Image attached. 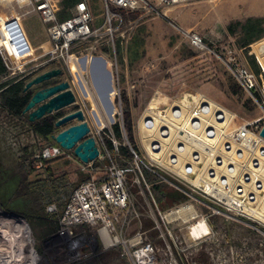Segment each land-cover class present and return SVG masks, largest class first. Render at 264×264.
<instances>
[{"label":"built area","instance_id":"obj_1","mask_svg":"<svg viewBox=\"0 0 264 264\" xmlns=\"http://www.w3.org/2000/svg\"><path fill=\"white\" fill-rule=\"evenodd\" d=\"M28 1L46 29L49 47L45 54L50 62L56 64L55 68L62 65L70 75L69 88L75 97L74 104L70 106H74L77 99L75 79L79 71L83 77L87 65L95 62L94 53L103 36L113 40L124 27L128 14L138 12L144 16H161L163 8L188 0H98L101 6L99 21L92 12V0ZM69 1L72 3L64 6ZM62 9L66 15L63 18L59 15ZM15 22L0 16V30L5 32L9 24ZM180 32L193 49L207 51L224 65L240 89L257 106L259 114L244 117L185 85H181L172 96L155 91L135 123L139 144L136 147L127 140L121 106L116 105L120 90L114 77L109 82L98 83L101 87L106 83L111 86L107 103L112 109V120L101 125L100 129L97 127V133L106 131L107 140L93 136L98 156L82 165V169L92 174L102 171V174L82 181L71 192L55 232L43 242L44 254L53 252L57 258L73 257L71 255L75 254L82 239L76 229L96 226L100 242L105 245L100 234L103 230L112 241L106 246H120V255L125 256L130 264H178V259L181 260L176 246L178 236L171 224L187 220L181 216L168 219L166 213L187 205L167 211L160 209L149 177L178 192L185 200L189 198L209 209L210 214L201 218L209 232L194 238V241H201L210 234L207 222L210 215H225L242 221L262 234L264 240V35L247 46V57L253 58L256 64L254 70L246 56L235 49L227 46L219 53L208 48L198 33L192 30ZM90 41L91 44L84 46ZM24 56H14L13 59L19 61ZM0 57L9 68L12 60L10 45L1 31ZM104 62L108 63L107 60ZM101 87L98 88V96L104 101ZM91 95L95 103L91 108L103 113L93 92ZM76 110L82 111L90 129L81 107L76 105L69 113ZM116 124L125 140L123 143L115 136L113 127ZM122 147L127 152L126 162L132 173L130 180L137 185V195L146 204L152 220L150 229L139 227L129 238L122 236L123 230L126 231L132 220L139 221L142 213L131 199L128 172L122 163L125 162ZM63 150L56 143L46 145L31 156V163L40 172L45 161L62 156ZM54 210L53 205L46 208L49 213ZM197 217L196 213L191 219ZM149 231H153L154 241L149 240ZM33 249L35 257H29L20 264H47L44 254L39 255L35 249L34 239Z\"/></svg>","mask_w":264,"mask_h":264},{"label":"rangeland","instance_id":"obj_2","mask_svg":"<svg viewBox=\"0 0 264 264\" xmlns=\"http://www.w3.org/2000/svg\"><path fill=\"white\" fill-rule=\"evenodd\" d=\"M152 1L155 2V0ZM64 10H61L60 16L65 15ZM93 11L94 14H100L99 3L93 7ZM160 12L161 16H144L138 12L128 14L124 27L113 40L108 36H103L99 40L94 53L96 59L92 63V70L95 69L98 74L94 75L92 71L89 74V65L83 73V78L88 85L91 79L103 78L104 82H109L114 77L115 83L118 84L116 87L120 90L116 105L121 106L124 128L127 124L131 125L130 131H126L127 140L136 147L139 145L135 123L154 92L161 91L172 96L181 85L203 93L235 112L240 111L244 117L259 114L257 106L240 89L224 65L207 51L193 49L180 31L192 30L198 33L208 48L219 53L223 52L224 47L229 46L240 55L246 56L249 61L246 54L247 47L241 45L240 30L234 28L231 32L227 27L236 21L243 22L248 17L262 18L261 30L264 35V0H188L170 5ZM0 16L8 21H17L31 47V52L25 54L22 60L15 61L11 58L9 68H6V75L0 77V82L9 79L15 82L22 76L31 79L44 70L55 68L56 64L50 62L49 56L45 54L49 47L46 43L48 38L45 26L28 0L24 2L13 0L7 4L0 1ZM30 36L39 44L35 46ZM91 43L92 41L84 46ZM106 60L111 66L104 62ZM58 68L62 70V74L48 82L57 80L69 82L70 75L66 68L62 65ZM42 85L43 83L37 86ZM74 90L77 96L76 105L83 109L89 122L88 135L107 140L106 131L97 133V126L91 117V109L95 106L93 99L83 98L77 88ZM74 106H68L57 112L65 115ZM57 112L45 118H52ZM24 116L27 119V115ZM117 119L116 116L115 120ZM73 123L77 121L55 128L54 135ZM119 141L123 143L125 140L121 137ZM52 143H54L53 140L47 142L35 136L24 122L0 110V179L3 180L4 187L13 188V166L22 154L23 148H26L27 153L32 156ZM63 151L62 156L51 160V165L56 172L68 173L73 182L81 183L82 180H87L85 176L82 180L78 179V172H86V169H82L84 164L73 156L71 150ZM122 158L125 160L122 162L123 166H126L128 172L132 202L142 213L139 221L132 220L126 231L123 230L122 236L129 238L139 227L142 230L150 229L152 220L148 216L146 204L137 195V185L130 180L132 173L129 172L126 155L122 154ZM38 173L35 170V174ZM89 173L90 177H97L102 174V171L94 174L89 171ZM149 181L160 209L167 211L183 204H190L198 214L197 218H189L184 223L178 221L171 224L173 232L178 236L176 246L181 258V260L178 259V264H198L199 261L202 264H264L262 234L252 230L242 221L225 215H210L207 219L210 234L201 241H194L189 234V227L195 221L210 214L209 209L189 198L181 203L165 202L162 207L158 201V192L162 187L166 189L167 187L163 183L155 182L152 177H149ZM167 190L173 192L170 189ZM0 210L26 221L35 241V249L39 255H43V242L47 236L40 239L41 227L32 226L23 216L14 212L5 211L1 207ZM76 232L82 236V239L79 240L75 254L71 255L73 257L57 258L53 252H47L43 255L47 264H130L125 256L120 255V246L107 247L100 242L96 226L77 228ZM148 238L154 241L153 231H149ZM260 243L262 246H259Z\"/></svg>","mask_w":264,"mask_h":264},{"label":"trees","instance_id":"obj_3","mask_svg":"<svg viewBox=\"0 0 264 264\" xmlns=\"http://www.w3.org/2000/svg\"><path fill=\"white\" fill-rule=\"evenodd\" d=\"M71 3L72 1L66 2L64 6H69ZM61 17H66V15ZM262 23V18L248 17L243 22L230 23L227 29L232 32L234 28H238L242 34L241 45L247 47L263 36ZM248 62L251 68L256 70L254 59L249 57ZM4 75H6V67L0 57V77ZM26 80L27 77L22 76L15 82L10 79L0 82V110L12 118L24 122L28 130L35 136L43 141L51 142L55 133L54 120L61 117L62 113L57 112L52 118H43L33 123L28 122L22 114V110L30 98L28 92H23ZM50 84L51 82L47 81L42 86L46 87ZM236 111L241 114L240 111ZM113 129L115 136L120 139L118 124L114 125ZM129 129H131V125L127 124L125 130L128 131ZM109 147L112 150L110 143ZM121 152L127 155L126 148L122 147ZM30 156L26 148H23L22 154L13 166V188L4 187L3 180L0 179V207L5 211L23 216L32 226L41 227L40 239H43L55 232L66 202L79 183L77 181L73 182L66 172L57 173L51 165V160L45 161L42 170L35 174ZM78 173L79 180H82L84 176L89 179L91 175L87 171ZM158 201L163 207L165 202L181 203L185 201V198L176 191L169 192L162 189L158 192ZM50 205L55 207V210L51 213L46 211V208Z\"/></svg>","mask_w":264,"mask_h":264},{"label":"bare ground","instance_id":"obj_4","mask_svg":"<svg viewBox=\"0 0 264 264\" xmlns=\"http://www.w3.org/2000/svg\"><path fill=\"white\" fill-rule=\"evenodd\" d=\"M0 1L7 4L13 0ZM16 1L24 2L26 0ZM0 31L9 42L12 58H14V56L31 52L27 38L17 22L12 24L10 23L9 28L5 32L3 30ZM88 65L89 74L91 71L94 72V75L98 74L95 69L92 70L93 68L91 62ZM80 72L81 71H79L78 76L75 79V84L80 94L87 99L92 97L91 94L93 92L102 107L103 113H100L96 108L91 110V117L98 129H100L101 125H106L107 122L112 120L110 117V114H112V109L107 103L108 97H106L104 101H101L98 96V88L101 87V84L98 83H103L104 79L96 78L95 81L90 77L91 80L89 81V86L88 84H85V80L82 77V73ZM195 215L196 211L190 204L174 212L166 213V217L168 219L174 216H181L187 220L189 218L195 217ZM208 232V228L202 219L198 220L196 224H193L189 227V234L193 238L206 235ZM100 234L105 245H110L112 243L110 237H108V235L103 230ZM29 257H35L33 249V235L29 225L20 217L13 214H5L0 210V264H20L23 260L28 259Z\"/></svg>","mask_w":264,"mask_h":264},{"label":"water","instance_id":"obj_5","mask_svg":"<svg viewBox=\"0 0 264 264\" xmlns=\"http://www.w3.org/2000/svg\"><path fill=\"white\" fill-rule=\"evenodd\" d=\"M62 74L60 68H55L43 72L28 80L23 92H28L30 98L22 110L23 115H27L28 122H36L53 112L60 111L75 102V97L69 88V82L60 81L56 84L32 90L37 85L45 83ZM111 90L109 83L101 87V97L106 98ZM76 120L77 123L70 124L65 129L52 136L54 143L66 151H72L73 156L82 164H88L94 161L98 156V149L93 137L89 136V127L84 121L82 111L62 115L54 122V127L59 128L67 123ZM264 136V130L262 131Z\"/></svg>","mask_w":264,"mask_h":264},{"label":"crops","instance_id":"obj_6","mask_svg":"<svg viewBox=\"0 0 264 264\" xmlns=\"http://www.w3.org/2000/svg\"><path fill=\"white\" fill-rule=\"evenodd\" d=\"M99 3V1L98 0H92V12H93V14H94V11H93V7L95 6V5H97ZM100 4V3H99ZM101 13V12H100ZM94 16L97 18V21H99V17H100V14H94ZM23 30V29H22ZM25 34V33H24ZM30 40H31V42L36 46V45H38L39 43L37 42V41H35L31 36H30ZM28 41V40H27ZM47 44H48V42H46ZM29 44V43H28ZM29 46H30V44H29ZM31 48V47H30ZM48 70H51V68H49V69H47V70H44L43 72H46V71H48ZM43 72H41V73H43ZM40 73V74H41ZM39 75V74H38ZM37 76V75H36ZM33 78V77H32ZM28 80H30V79H27L26 81H25V83L28 81ZM62 81V80H61ZM58 82H60V80H57V81H55V82H51V84L50 85H53V84H56V83H58ZM43 86H36V87H34L32 90H37V89H40V88H42ZM198 264H202V262L201 261H199V263Z\"/></svg>","mask_w":264,"mask_h":264}]
</instances>
